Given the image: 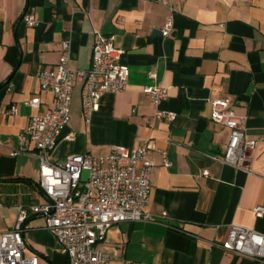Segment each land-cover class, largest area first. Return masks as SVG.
Returning a JSON list of instances; mask_svg holds the SVG:
<instances>
[{
  "label": "crops",
  "instance_id": "1",
  "mask_svg": "<svg viewBox=\"0 0 264 264\" xmlns=\"http://www.w3.org/2000/svg\"><path fill=\"white\" fill-rule=\"evenodd\" d=\"M171 7L175 29L166 38L158 31L171 11L157 0H0V234L13 229L23 209L25 255L37 256L38 264L69 262L45 217L31 210L47 198L39 187L37 151L21 145L19 135L53 104L38 73L56 67L65 42L72 68L88 69L95 31L123 51L127 90L103 95L87 125L77 83L64 131L76 140L61 139L50 161L85 153L106 157L113 145L150 143L155 162L148 212L156 219L113 225L98 245L108 264H257L221 244L231 225L264 234V217L254 213L264 207V0H171ZM25 15H33L36 26L28 27ZM158 83L168 90L160 108L177 114L174 122L156 119L143 92ZM34 96L39 109L26 105ZM225 98L246 117L247 138L257 141L250 172L214 159L224 154L230 130L211 120V102ZM162 150L170 167L163 165Z\"/></svg>",
  "mask_w": 264,
  "mask_h": 264
},
{
  "label": "built area",
  "instance_id": "2",
  "mask_svg": "<svg viewBox=\"0 0 264 264\" xmlns=\"http://www.w3.org/2000/svg\"><path fill=\"white\" fill-rule=\"evenodd\" d=\"M54 1V0H51ZM171 11L162 28V36L170 37L175 29L171 0H157ZM184 1V0H181ZM248 1V0H236ZM25 24L34 27L37 20L33 15L24 16ZM123 51L117 49L112 37L95 31L91 64L88 69H73L71 45L65 42L55 68L38 73L42 89L52 92L50 109L34 115L26 130L19 135L21 145L31 144L39 159V187L47 198L43 205H34L31 210L45 217L46 229L55 237L61 251L68 257L69 264H108L109 255L98 245L108 230L115 224L155 221L148 212L150 203V173L155 167L151 159L150 143L133 149L113 145L106 157L90 153L72 155L64 161L52 163L51 153L61 139L75 141L74 132L64 133L71 120L73 89L81 84V113L84 122L90 125L100 100L105 94H120L127 90L129 67L121 64ZM149 78L156 80L155 71ZM10 91V87L7 89ZM156 109L155 118L174 122L177 114L162 110L161 104L168 97L162 84L146 87ZM41 99L34 96L26 105L33 109L41 107ZM211 120L230 130L226 150L217 161L236 170L250 172L257 141L247 138L246 117L237 116L231 109V99L211 102ZM15 107L11 112H15ZM163 165L172 163L166 151H159ZM89 171L87 181H82L84 171ZM209 176V171H202ZM1 208V207H0ZM20 215L13 229L0 234V264H38V257L26 256L24 238L26 212L19 208ZM256 217H264V207L254 209ZM163 216H167L163 213ZM222 249L264 264V234L241 225H231Z\"/></svg>",
  "mask_w": 264,
  "mask_h": 264
},
{
  "label": "water",
  "instance_id": "3",
  "mask_svg": "<svg viewBox=\"0 0 264 264\" xmlns=\"http://www.w3.org/2000/svg\"><path fill=\"white\" fill-rule=\"evenodd\" d=\"M160 34H162V31L160 30V31H158ZM88 176H89V171H84L83 172V175H82V181H87V179H88Z\"/></svg>",
  "mask_w": 264,
  "mask_h": 264
}]
</instances>
